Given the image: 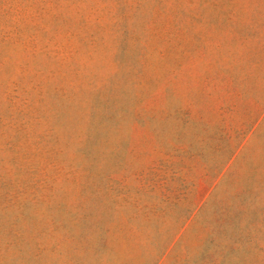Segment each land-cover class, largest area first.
Wrapping results in <instances>:
<instances>
[{
	"label": "rangeland",
	"instance_id": "374dc122",
	"mask_svg": "<svg viewBox=\"0 0 264 264\" xmlns=\"http://www.w3.org/2000/svg\"><path fill=\"white\" fill-rule=\"evenodd\" d=\"M0 264H264V0H0Z\"/></svg>",
	"mask_w": 264,
	"mask_h": 264
}]
</instances>
